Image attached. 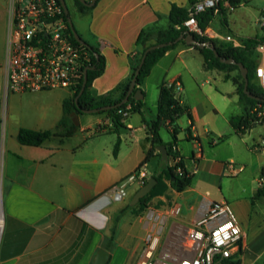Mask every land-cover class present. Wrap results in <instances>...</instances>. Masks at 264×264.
I'll use <instances>...</instances> for the list:
<instances>
[{
	"label": "crops",
	"instance_id": "0c3cea01",
	"mask_svg": "<svg viewBox=\"0 0 264 264\" xmlns=\"http://www.w3.org/2000/svg\"><path fill=\"white\" fill-rule=\"evenodd\" d=\"M9 1L0 0V192L4 214L0 264H93L98 251L109 245L118 217L120 231L118 227L115 242L110 244L108 264H140L147 233L155 224L163 226V246L174 253L180 252L188 230L202 217L209 204L217 200L213 197L191 201L185 196L189 190H194L196 179L187 166L188 161L195 165L205 164V179L209 183L224 179L226 174L253 176L252 181L257 186L252 189L250 199L264 186V124H257L243 136L235 134L230 121L243 110L231 73L206 70L202 55L185 41L167 51L153 67L139 87L144 93V109L130 114L122 125L116 126L107 114L78 115L72 123H78L79 127L71 136H55L40 146L21 144L18 140L21 129L55 131L63 117L64 102L73 94L64 89L6 93L4 63ZM172 4L190 7L191 2L100 0L94 9L86 12L90 21L86 37L81 35L82 39L99 48L107 63L104 74L93 82L96 94H106L130 79L132 62L139 52L136 40L140 32L154 26L167 29ZM227 13L231 12L216 14L224 17L220 25H228ZM213 24L214 21L205 34L224 43L231 35L223 38ZM248 38L253 37L240 38L234 45L241 46ZM257 55L260 79L264 72V46L257 49ZM165 82L177 83L181 104L191 112V119L184 116L186 129L191 127L190 132L184 133L185 146L177 143L175 147L194 178L185 191L177 192L170 187L165 195L153 200L157 205L149 209L160 215L159 222L135 215L130 220V210L120 213L131 204L141 187L131 185L125 198H118L113 187L140 167L148 172L149 181L162 173L167 164H175L173 158L168 162L162 160L159 148L143 164L152 147L146 123L157 120L160 87ZM219 98L226 100V105H220ZM219 118L231 126L226 138L225 131L219 128ZM259 126L262 128L260 137L252 138L249 144L252 132ZM202 127L204 133L200 134ZM215 129L220 134H216ZM65 134L61 131V135ZM162 139L167 143L163 136ZM118 142L119 150L115 154ZM225 145L232 148L229 156L208 162V156ZM189 155L191 158H187ZM232 161L238 167L243 166L244 171L233 174L228 169ZM152 164L154 170L150 173ZM220 201L227 200L221 198ZM177 206L181 207L179 215L173 213ZM248 207L250 213L241 221L244 236L239 256L241 264H259L264 256V245L261 246L260 241L250 242L248 231L256 223L257 205L251 200ZM131 223L133 226L129 229Z\"/></svg>",
	"mask_w": 264,
	"mask_h": 264
},
{
	"label": "built area",
	"instance_id": "2783aa9c",
	"mask_svg": "<svg viewBox=\"0 0 264 264\" xmlns=\"http://www.w3.org/2000/svg\"><path fill=\"white\" fill-rule=\"evenodd\" d=\"M85 1L90 3L93 0ZM221 5L228 12L236 9L230 0H196L190 7V16L184 27L190 33L205 35L197 16L210 9L218 13ZM64 15L59 0L9 1L4 63L7 94L55 89L75 93L91 58L89 53L71 41ZM261 25L264 28V23ZM226 40L232 41V37L228 36ZM260 83L264 87V72L260 75ZM130 109L129 106L119 113L129 117ZM173 150L176 151V147ZM179 161L180 157L174 158L175 163ZM237 165L229 162L228 169L233 174L244 171L243 166ZM147 182L148 172L140 167L118 182L112 191L118 198H125L131 185L142 187ZM180 212V206L173 210L175 215ZM147 217L156 222L160 220V215L153 210ZM162 233L163 226L157 224L148 231L140 264H233L234 257L240 259L244 233L232 205L227 201L209 204L202 217L188 230L180 252L174 253L163 246Z\"/></svg>",
	"mask_w": 264,
	"mask_h": 264
},
{
	"label": "trees",
	"instance_id": "16d2710c",
	"mask_svg": "<svg viewBox=\"0 0 264 264\" xmlns=\"http://www.w3.org/2000/svg\"><path fill=\"white\" fill-rule=\"evenodd\" d=\"M100 0L97 1V3ZM196 0H190L191 5L195 3ZM232 5L239 8L245 5L247 0H230ZM76 5L79 7L81 12H88L94 7H86L81 4L78 0H74ZM96 3V4H97ZM190 7H182L177 4H172L169 13L170 25L167 29L161 27H151L143 29L137 40L136 46L139 49L138 56L134 58L132 62V74L130 79L127 81L119 83L111 91L106 94L98 95L93 90V82L95 79L102 76L106 70V59L99 48L90 45V48L84 47L79 44L74 37L72 30L68 23L69 15H64L65 20L68 25V32L71 36V41L78 47H81L84 51L90 54V62L86 67H92V70L88 71V82L85 91L80 96L78 103L75 99L80 94L84 75L80 80L75 93L72 98L67 99L63 105V117L59 122L55 131H35L30 129H21L18 135V140L23 145L30 146H40L47 140L55 136H71L77 131L79 124L72 123L74 117L78 115H84L83 110L101 108L104 106H113L122 102L131 86V81L135 76V72L138 69L141 59L148 47L156 44L166 43L168 44L164 48L152 50L148 53L145 63L141 68V72L137 79V87L135 91L143 85L144 80L150 75L153 67L164 57L167 51L176 48L180 43H184L183 40L178 41L180 36H186L188 30L184 27V23L189 19ZM222 5L219 8L218 13H225ZM217 14L215 9H210L197 16V20L200 28L205 32L210 24L212 23L215 15ZM78 32V31H77ZM79 34V33H78ZM199 42H209L214 44L219 56L217 57L214 51L208 47L199 48L197 46L190 45L194 47L204 59V67L206 70H218L223 72H233L238 71V74L233 77V82L237 87V95L239 96V103L242 107V114L234 116L231 118V126L234 132L238 136H243L252 130L257 124H264V87L260 83V79L257 76V70L259 68V59L257 55V49L264 46V35L256 36L253 38H248L243 41L241 46L222 43L217 39L211 38L205 35H199L197 33H192ZM80 37L81 34H79ZM221 58L234 59L236 62L242 63L248 69L249 87L248 90L261 100L256 98H250L245 92V80L241 74L238 65L225 64L221 61ZM85 70V69H84ZM135 93V92H134ZM134 93L131 95L129 101L124 105L107 111H101L98 114H107L110 116L112 121L116 126H120L128 118L120 114V111H126L130 106V114H135L141 112L145 103L144 100H135ZM187 115L190 119L191 112L187 106L181 104L180 98L178 97L177 83H163L160 87V97L158 101V116L157 120L151 123H146L148 128L149 140L152 144L151 149L147 153L144 163H147L151 157L157 152L159 146L165 145L167 147L169 160L170 158L180 157V161L175 163L173 166L169 164L166 165L165 169L158 176H153L157 180V184L154 189L144 198H142L136 206H131L129 204L121 214L127 211H132L137 217L143 216L146 210L149 208L151 202L160 196L166 194L168 189L171 187L177 192H183L188 189L193 181L194 175L187 169L185 160L179 155L177 151L173 150L178 143L179 127L177 126V121ZM167 128L173 140L170 143H165L161 136V130ZM171 129V130H170ZM191 127L187 129L190 132ZM61 131H65V135H61ZM119 150V142L115 147V154ZM161 157V154H159ZM181 169V172L178 169ZM262 176L264 177V168L262 169ZM264 199V186L259 188L256 195L253 197V204L255 200ZM119 218V217H118ZM112 229V236L110 238V243L106 247L107 250L110 249V244H113L116 239L117 234V221ZM236 260V261H235ZM233 264H241V259L234 257Z\"/></svg>",
	"mask_w": 264,
	"mask_h": 264
},
{
	"label": "rangeland",
	"instance_id": "374dc122",
	"mask_svg": "<svg viewBox=\"0 0 264 264\" xmlns=\"http://www.w3.org/2000/svg\"><path fill=\"white\" fill-rule=\"evenodd\" d=\"M248 2L237 8L235 11L231 13H227V22L228 25H220V21H223L222 15H216L213 19L214 24L212 25L213 28L220 33V35L223 38H226L228 34H230L234 41H227L225 39L224 43L228 44H236L237 40L240 38L245 37H255V36H262L264 35V29L261 27V22L264 23V0H247ZM66 3L69 8L70 18L72 19V22L74 23V26L79 34L86 37V34L88 32L89 27V17L87 13L81 12L79 10V7L76 5L74 0H66ZM219 30V31H218ZM1 26H0V53H1ZM230 77H235L238 74V71L230 72ZM227 85H231L233 87L232 83H228ZM220 99V105L223 103L226 105V100ZM223 101V102H222ZM97 114H89L87 117H96ZM185 116V115H184ZM181 117L183 119H179L177 121V126L179 127V141L178 143L182 144V146H185V139H184V133H186V117ZM215 119V118H214ZM219 128L223 131H225V137H228V133H226L229 129L231 130V126L229 123L225 121H221L219 118L218 121ZM183 129V130H182ZM217 130V131H216ZM200 134L204 133V127H202L200 130ZM262 128L259 126L257 129L252 132L251 138L249 139L248 143L251 144L252 138L258 139L261 135ZM216 134H220V131L218 129H215ZM162 136L164 140L169 143L172 142L173 137L169 130L167 128L162 129ZM209 146H207L208 148ZM232 148L230 146H222L218 148L213 154L208 156V162L213 161L214 158H227L229 154L231 153ZM197 152V150H195ZM244 153V152H243ZM244 155V154H243ZM262 160L264 162V153H262ZM253 157V156H252ZM187 158H191V155H189ZM163 163V161H162ZM188 168H190L191 172L196 175L195 182L192 186L194 190H189L185 196L193 200V198H199L201 200H204L205 198H216V201H220L221 198L226 199L229 201V203H234L233 209L241 223L244 216H247L248 213H250V209L248 207V202L250 203V194L252 192V189L257 186V183H253L252 179L253 176H249L246 173L238 174L236 176H231L227 174L225 175L224 179H216L213 182H207L206 181V175H207V167L205 164L202 165H195L191 164L190 161H188L187 164ZM154 170V164L150 165L149 172H153ZM2 196V195H1ZM3 201V198H2ZM254 203L257 205L256 211L258 214L256 215V223L253 224L251 227H249V241L254 243L256 241H260L261 246L264 245V199H258L254 201ZM156 202L152 201L149 208H154ZM147 209L146 212L143 214V217H146L149 213L150 209ZM255 215V214H253ZM129 219H134L135 216L133 212L131 211L128 214ZM132 217V218H131ZM258 221V222H257ZM115 225V221H114ZM120 226L117 225V230ZM129 226V229L133 226L132 223ZM259 264H264V256L262 258V261Z\"/></svg>",
	"mask_w": 264,
	"mask_h": 264
},
{
	"label": "water",
	"instance_id": "95a60500",
	"mask_svg": "<svg viewBox=\"0 0 264 264\" xmlns=\"http://www.w3.org/2000/svg\"><path fill=\"white\" fill-rule=\"evenodd\" d=\"M61 5L63 6L64 8V11H65V14L66 15H69V8H68V5L66 3V0H59ZM81 4H83L84 6L86 7H94L97 3L98 0H93L92 2L88 3L87 1L85 0H78ZM68 23H69V26L72 30V33L74 35V37L76 38L77 42L79 44H81L82 46L84 47H87V48H90V45L84 41L82 39V37H80V35L78 34L75 26H74V23L72 22V19L69 17L68 18ZM185 41L188 45H193V46H197L199 48H205V47H208L210 49H212L215 53V55L218 57L219 56V53L215 47L214 44H211L209 42H199L195 36L190 33V32H187L186 36L182 35L180 36V38L177 40L178 41ZM168 44L166 43H161V44H156V45H153L151 47H148L141 59V62H140V65L138 67V69L136 70L135 72V76L133 77L132 81H131V86H130V89L127 93V96L125 97V99L120 102L119 104H116V105H113V106H104V107H101V108H94V109H86V110H83V113L85 114H95V113H99L101 111H107V110H111V109H116L122 105H124L125 103H127L131 97V95H133L134 93V98L135 100L139 101V100H144V93L143 91L139 88L135 91V88L137 87V79H138V76L141 72V68L143 67L144 63H145V60H146V57L148 55V53L152 50H156V49H160V48H164L166 47ZM221 61L225 64H234V65H238L239 68H240V71H241V74L245 80V87H244V92L250 97V98H256L258 100H261V98H258V97H255L249 90H248V87H249V78H248V69L242 64V63H239V62H236L234 59H225V58H221ZM93 68L92 67H86L85 70H84V82H83V86H82V89H81V92L80 94L76 97L75 101L76 103H78V100L80 98V96L83 94V92L85 91V88H86V85H87V82H88V71L89 70H92ZM159 151H160V154H161V158L162 160H164L165 162H168L169 161V156H168V151H167V147L165 145H162V146H159ZM157 184V180L155 178H150L149 181L144 185L142 186L138 192L135 194L134 198L132 199L131 201V206H136L139 201L144 198L145 196H147L153 189L154 187L156 186ZM110 258H111V254L108 250L106 249H100L95 257V260L93 262V264H108L109 261H110Z\"/></svg>",
	"mask_w": 264,
	"mask_h": 264
},
{
	"label": "bare ground",
	"instance_id": "6f19581e",
	"mask_svg": "<svg viewBox=\"0 0 264 264\" xmlns=\"http://www.w3.org/2000/svg\"><path fill=\"white\" fill-rule=\"evenodd\" d=\"M4 228V214H3V205H2V196L0 195V239L1 234Z\"/></svg>",
	"mask_w": 264,
	"mask_h": 264
}]
</instances>
